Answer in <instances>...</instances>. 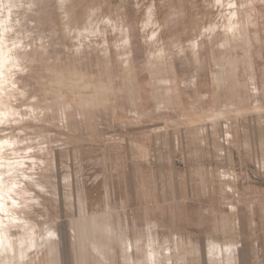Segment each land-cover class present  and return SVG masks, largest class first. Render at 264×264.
Segmentation results:
<instances>
[{
    "label": "rangeland",
    "instance_id": "rangeland-1",
    "mask_svg": "<svg viewBox=\"0 0 264 264\" xmlns=\"http://www.w3.org/2000/svg\"><path fill=\"white\" fill-rule=\"evenodd\" d=\"M263 155L264 0H0V264H264Z\"/></svg>",
    "mask_w": 264,
    "mask_h": 264
},
{
    "label": "crops",
    "instance_id": "crops-1",
    "mask_svg": "<svg viewBox=\"0 0 264 264\" xmlns=\"http://www.w3.org/2000/svg\"><path fill=\"white\" fill-rule=\"evenodd\" d=\"M201 131V130H200ZM254 144V143H253ZM258 148H260V146H257V147H255V146H252V154H253V160L255 161L256 159H255V157L256 156H260V151H259V149ZM263 157H264V155H263ZM253 162V161H252ZM259 203V205L261 206V208H262V211L264 210V202H258Z\"/></svg>",
    "mask_w": 264,
    "mask_h": 264
},
{
    "label": "bare ground",
    "instance_id": "bare-ground-1",
    "mask_svg": "<svg viewBox=\"0 0 264 264\" xmlns=\"http://www.w3.org/2000/svg\"><path fill=\"white\" fill-rule=\"evenodd\" d=\"M238 6V5H237ZM237 9V8H236ZM233 12V11H232ZM230 13V12H229ZM148 14V13H147ZM149 15V14H148ZM145 18V17H144ZM233 24V23H232ZM230 26V25H229ZM151 35V34H150ZM262 165V164H261ZM261 167V166H260ZM21 191V190H20ZM1 236H3L2 234H0V238H1ZM1 246V249H0V251H4V249H5V247H4V243H1L0 244Z\"/></svg>",
    "mask_w": 264,
    "mask_h": 264
}]
</instances>
